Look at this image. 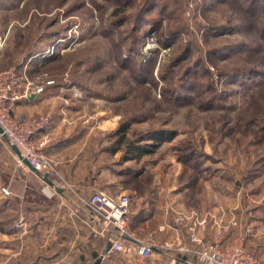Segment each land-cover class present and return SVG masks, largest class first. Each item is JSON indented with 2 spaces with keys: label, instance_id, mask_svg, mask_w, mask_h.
Wrapping results in <instances>:
<instances>
[{
  "label": "rangeland",
  "instance_id": "rangeland-1",
  "mask_svg": "<svg viewBox=\"0 0 264 264\" xmlns=\"http://www.w3.org/2000/svg\"><path fill=\"white\" fill-rule=\"evenodd\" d=\"M154 23L170 49L141 63L131 49ZM59 29L60 56L41 63L56 39L48 33ZM9 68L54 79L46 91L76 72L97 97L113 101L107 125H116L99 131L88 157L96 191L129 194L139 208L172 191L179 212H208L213 226L238 203L247 213L264 203V0H0V71ZM161 129L174 135L150 138ZM4 150L17 156L3 139ZM7 164L0 162L1 172ZM4 239L0 264H12Z\"/></svg>",
  "mask_w": 264,
  "mask_h": 264
},
{
  "label": "crops",
  "instance_id": "crops-1",
  "mask_svg": "<svg viewBox=\"0 0 264 264\" xmlns=\"http://www.w3.org/2000/svg\"><path fill=\"white\" fill-rule=\"evenodd\" d=\"M36 57L37 54L32 56ZM75 73L67 79L60 78L58 87L18 101L14 106L19 115L47 114L51 117L49 127L36 136V142L57 164L61 175L73 179L76 187L72 184V189L58 191L25 163L17 166V156L11 151L0 153V162L6 158L9 163L4 172L0 170V188L6 186L11 190V195H5L0 189V226H9L0 231V242H4L0 244V250L6 242L4 238H10L12 264H93L110 245L105 233L96 232L98 226L93 225L90 211L80 196H89L96 191L97 176L90 174L96 164L91 165L88 157L92 154V147H97L99 131L104 134L105 130L115 127L116 124H107L116 113L112 109L113 101L104 96L97 97L95 91L84 86ZM125 100L122 98L116 102ZM158 198L164 204L157 219ZM174 198L172 191L159 192L158 197L146 198L139 208L131 196L133 240H144L153 235L158 243H168L169 247H157L153 256L143 263L124 251H117L110 259H103L101 264H184L179 248L181 243L193 246L188 230L192 213L179 212ZM151 201L153 209L149 208ZM238 204L239 207L230 210L229 215L225 210L226 219L224 212L219 217L227 227L225 242H232L242 235L246 248L264 261V203L248 208L250 213L244 211L245 203ZM176 211L178 213H174ZM205 214L208 224L197 232L208 241L213 237L215 226L211 224L208 212L201 216ZM150 225L154 230L143 234L144 228Z\"/></svg>",
  "mask_w": 264,
  "mask_h": 264
},
{
  "label": "built area",
  "instance_id": "built-area-1",
  "mask_svg": "<svg viewBox=\"0 0 264 264\" xmlns=\"http://www.w3.org/2000/svg\"><path fill=\"white\" fill-rule=\"evenodd\" d=\"M169 47H162L158 40V33L151 28L140 45L137 53L141 63L147 62L159 50L164 56ZM56 84L54 79L45 77L32 78L26 68L17 70L9 68L0 71V142L4 139L12 146H16L22 156L33 166L34 171L41 178L47 175L56 188L67 190L73 185L63 177L57 164L43 151L36 142V136L45 131L51 117L47 114L20 115L14 114V106L18 101L28 98L31 94L44 93ZM20 166L24 162L18 157ZM5 195H11V190L1 186ZM80 200L90 211L93 225L98 226L97 233H105L110 245L100 256L110 259L115 252L124 251L132 255L139 263H143L153 256L157 247H169L168 243L160 244L153 235L144 240H133L131 233L132 199L129 194H112L105 190H97L89 196H80ZM188 226L189 241L193 246L181 243L180 253L184 256V264H264L257 253L245 246V237L240 236L232 242H225L227 227L216 223L211 240H204L197 232L207 223V217L196 213L190 216ZM100 227V228H99ZM185 255H188L185 257ZM190 255V256H189Z\"/></svg>",
  "mask_w": 264,
  "mask_h": 264
},
{
  "label": "trees",
  "instance_id": "trees-1",
  "mask_svg": "<svg viewBox=\"0 0 264 264\" xmlns=\"http://www.w3.org/2000/svg\"><path fill=\"white\" fill-rule=\"evenodd\" d=\"M122 1H124V2H127V0H122ZM126 4V3H125ZM143 20H144V15L140 18V24L141 25H143ZM155 24V23H154ZM140 25V26H141ZM156 26V27H155ZM154 27H155V29L157 28V30H158V26L155 24L154 25ZM66 28V27H65ZM65 28H63L62 27V30L63 29H65ZM61 30L59 29V30H57V31H54V32H50V33H48L49 35H50V37L52 36V37H54L55 38V36H56V39H54L53 40V42H52V45H51V48L53 49V51H52V55L51 56H49V58L47 57V51H46V49H43L40 53H39V55H42V57L43 58H45L44 57V55H46V58H45V60L43 61L42 60V62L41 63H45V62H47V61H49V59L50 58H55V57H57V56H60V53H59V51L60 50H58V48H57V46L55 45V44H53L54 42H55V40H57L59 37H60V34L61 35H63V32H60ZM148 32H149V30H148ZM148 32L146 33V35H145V37L147 36V34H148ZM144 37V38H145ZM159 42L160 43H162L163 41H161L160 39H159ZM164 44H167V43H164ZM51 49V50H52ZM131 50H134V51H136L137 53L139 52V45L138 44H136L135 46H133V48L131 49ZM37 53H38V51H37ZM36 52L35 53H30V55L29 56H31L32 57V55L34 56L35 54H37ZM30 57V58H31ZM130 58H135L134 56H129ZM128 57V58H129ZM127 58V59H128ZM136 59V58H135ZM125 60V59H124ZM92 63H93V65L95 64V61L94 60H92ZM88 66L90 67V65L88 64ZM125 129H126V124H121V125H119V127H118V134H124V131H125ZM116 130V131H117ZM174 135V131H171V132H167V131H164L163 129H161V130H159L158 132H156V134H153V137H150V138H154V139H157V140H163V139H166V138H171V136H173ZM258 169V168H257ZM126 173H130V167H127L126 168ZM136 174H137V172H135Z\"/></svg>",
  "mask_w": 264,
  "mask_h": 264
},
{
  "label": "water",
  "instance_id": "water-1",
  "mask_svg": "<svg viewBox=\"0 0 264 264\" xmlns=\"http://www.w3.org/2000/svg\"><path fill=\"white\" fill-rule=\"evenodd\" d=\"M37 96V94L36 93H33V94H31L30 96H29V98H34V97H36ZM0 132L2 133V128L0 127ZM12 148H13V150L15 151V153L17 154V156L30 168V169H32L33 171H34V168H33V166L29 163V161L26 159V158H24L23 156H22V154H21V152L19 151V149L16 147V146H14V145H12L11 146ZM43 179H44V181H46L49 185H51V186H53V187H55V184H54V182L47 176V175H45V176H43ZM58 191H62V189H59V188H56ZM102 263V258L101 257H97L96 259H95V261H94V263L93 264H101Z\"/></svg>",
  "mask_w": 264,
  "mask_h": 264
}]
</instances>
